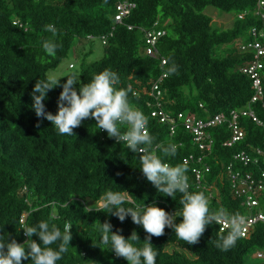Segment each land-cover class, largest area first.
Returning a JSON list of instances; mask_svg holds the SVG:
<instances>
[{
  "label": "trees",
  "instance_id": "obj_1",
  "mask_svg": "<svg viewBox=\"0 0 264 264\" xmlns=\"http://www.w3.org/2000/svg\"><path fill=\"white\" fill-rule=\"evenodd\" d=\"M131 1L135 3L134 9L122 24L115 25L113 35L104 45L103 56L87 61L84 55L80 80L86 83L94 74L108 69L119 77L117 88L131 86L136 94L129 93V102L145 115L152 147L177 145L176 155L164 157V161L186 167L189 190L207 197L208 191L196 184L191 167L183 162L189 153H198L191 135L183 126L170 135L169 127L151 116L153 108L147 103L153 98L149 92L160 74L175 66L176 71L167 73L161 83L167 110L193 111L206 117L248 104L253 85L240 69L250 54L240 53L236 44L253 39L251 28L264 30V21L254 15L256 0ZM116 3V0H0V235L7 234L9 239L23 243L27 237L20 229L22 226L44 220L62 229L65 222L72 223L68 252L57 264H127L124 258L104 249L107 245L99 244L98 229L105 221L111 223L112 231H119L125 238L135 230L140 238L137 243H144L146 233L130 216L120 221L102 210L87 211L91 207L79 198H89L95 204L102 193L112 190L127 195L134 203H155L168 212L179 211L181 207L180 193L173 197L160 194L143 176L138 168L142 154L127 150L105 131H99L93 118L82 121L71 136L60 135L50 121L38 118L31 108L36 80L56 69L78 38L108 34L114 25ZM207 6L233 10L232 27L214 26L211 15L205 12ZM239 13H245L244 17L239 18ZM157 20L166 31L157 44L159 54L166 59L164 66L159 59L142 52L143 30L151 28ZM49 23L58 29L54 38L58 47L53 54L44 53L40 46L43 39L51 36L44 31ZM127 25L133 28L128 29ZM230 46L227 53L217 54L220 48ZM262 62L264 90V57ZM61 90L55 87L48 92L44 101L46 111H57ZM252 107L264 124V95ZM241 122L246 137L231 147L223 145L230 136L226 124L211 130L215 143L207 157L211 167L207 181L218 189L208 201L212 212L221 208L231 214L248 212L231 193L228 183L218 177L222 168L218 157L230 161L235 152L248 149L249 145L264 146V125L248 117ZM261 202L264 207V196ZM52 207L57 215L50 219ZM226 234L227 230L220 231L219 225L212 223L195 244H187L165 227L162 235L151 238L158 254L156 264H247L252 252L264 251V223L257 224L248 237H239L233 247L224 251L216 244ZM32 239L39 242L35 234ZM22 264H30V258Z\"/></svg>",
  "mask_w": 264,
  "mask_h": 264
},
{
  "label": "clouds",
  "instance_id": "obj_2",
  "mask_svg": "<svg viewBox=\"0 0 264 264\" xmlns=\"http://www.w3.org/2000/svg\"><path fill=\"white\" fill-rule=\"evenodd\" d=\"M44 31L51 36L43 39L40 46L44 53L53 54L58 47L54 39L58 29L49 23L44 26ZM65 66H69V62H64L61 68ZM175 71V66L167 69L168 74ZM62 77L67 79L61 84ZM118 84L119 77L111 70L98 72L85 83L80 80L79 71L70 70L69 66L67 74L59 69L45 72L43 78L36 80L31 92V108L36 116L50 121L58 134L71 136L73 129L82 121L93 118L99 131H105L108 137L115 138L127 150L142 154L138 168L158 193L171 197L181 194L179 211L168 212L155 203L137 204L121 192L105 191L91 208H86L87 211L102 210L115 215L120 221L130 216L134 224L143 228L146 236L144 243L139 245L140 238L135 230L125 238L119 231H112L111 223L105 221L98 229L99 244L107 245L104 249L124 258L127 264H156L158 254L151 238L162 235L165 227L171 228L176 237L187 244H195L207 225L227 221V234L219 238L216 247L224 251L233 247L243 234L241 225L244 218L223 208L210 211L206 196L189 190L186 167L179 164L172 166L164 161V157L176 155L177 145L169 143L167 146L158 144L152 147L153 138L148 132L146 117L128 99L129 93H136L131 86L117 88ZM55 87L62 90L57 99V111L53 113L46 111L44 101ZM56 215V208L52 207L49 218ZM72 226V223L65 222L61 229L44 220L33 226H22L20 229L27 237L23 243L15 238L9 239L7 234L0 235V264H22L29 258L30 264H57L68 252ZM34 234L39 242L32 239Z\"/></svg>",
  "mask_w": 264,
  "mask_h": 264
},
{
  "label": "built area",
  "instance_id": "obj_3",
  "mask_svg": "<svg viewBox=\"0 0 264 264\" xmlns=\"http://www.w3.org/2000/svg\"><path fill=\"white\" fill-rule=\"evenodd\" d=\"M116 2L114 25L110 32L98 38L93 35H87V40L98 39L103 45H106L108 37L113 35L115 25L122 24L135 7V3L131 0H116ZM244 15L245 13H239L238 17L243 18ZM254 15L264 21V0H256ZM15 23L22 25L19 20H16ZM159 24L157 20L151 28L143 30L144 45L142 52L149 57L159 59L161 65L164 66L166 65V59L159 54L157 44L166 31ZM127 28L132 29L133 26L127 25ZM250 33L253 37L252 40L236 44L240 53L250 54L246 63L240 69L250 77L253 85V95L245 106L221 111L213 115L209 114L206 117L199 116L193 111L175 112L167 110L161 90V83L167 77V72L160 74L149 92V95L153 98V101H148L147 103L148 106L153 108L151 116L157 118L160 123L166 124L169 127L170 135L176 132L178 126H183L191 135L192 144L196 147L198 153H189L183 158V162L191 167L196 184L208 191L206 197L208 201L218 193L217 187L207 181V174L211 171V167L207 163V157L212 154L215 143L211 132L212 128L226 124L230 136L224 141L223 145L231 147L246 137V129L241 122L242 118L248 117L256 124L264 125L252 107L254 103L262 101L264 95L261 77L262 59L264 57V30H258L253 27L250 29ZM70 67H73V65L70 64ZM200 106L202 107L203 105L200 104ZM218 158L222 165L218 177L228 183L231 193L241 200V204L248 211L241 215L244 218V223L241 225L243 234L240 237L246 238L252 233L257 224L264 223V207L261 202V198L264 196V146L249 145L248 149H241L235 152L230 161ZM21 221H25V214H23ZM218 225L220 231L228 230L227 221ZM256 257L261 260L257 264H264V251L257 250Z\"/></svg>",
  "mask_w": 264,
  "mask_h": 264
},
{
  "label": "rangeland",
  "instance_id": "obj_4",
  "mask_svg": "<svg viewBox=\"0 0 264 264\" xmlns=\"http://www.w3.org/2000/svg\"><path fill=\"white\" fill-rule=\"evenodd\" d=\"M205 12L210 14L212 17V23L214 26L227 29L232 27L234 18H235V12L232 11H222L220 9H217L213 6H207L205 9ZM231 49L230 48H220L217 51V54H224L225 52ZM87 51H89L87 53ZM86 53V54H85ZM105 53V46L101 43L100 40L95 39L93 41H88L84 38H78L75 42L74 47L70 50L69 54L65 59L60 63V65L56 69H52L51 71L61 70L63 74H67L69 71L70 64H73V67H70V70L73 71H79L80 73V66L84 59V55L86 56L87 61H92L95 59H98L103 56ZM69 62V66H65L64 68H61V65L64 64V62ZM50 71V70H49ZM67 79V77L61 78V84ZM81 202L87 203L88 207H92L94 203L91 202L89 198H79ZM168 249H172V247H168ZM257 251V250H256ZM256 251L252 252V254L247 259V264H255L260 262L261 260L256 257Z\"/></svg>",
  "mask_w": 264,
  "mask_h": 264
}]
</instances>
